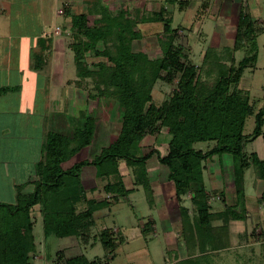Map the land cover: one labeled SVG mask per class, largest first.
Wrapping results in <instances>:
<instances>
[{
    "label": "trees",
    "instance_id": "1",
    "mask_svg": "<svg viewBox=\"0 0 264 264\" xmlns=\"http://www.w3.org/2000/svg\"><path fill=\"white\" fill-rule=\"evenodd\" d=\"M205 2L204 6L209 5L208 0ZM164 13V9L149 13L147 21H142L163 23L164 57L148 60L146 53L131 50L130 39L119 35L120 42L113 54L95 52L96 57L106 58L109 64L89 63L79 49L84 46L86 50L88 44L96 43L100 38L107 39L113 33L112 27L90 29L84 14L72 16L71 29L88 42L82 45V41H78L71 47L76 75L73 84L87 92L88 102L100 99L108 101L112 109L121 110L120 133L113 142L103 146L96 135L94 118L87 113L82 119L75 117L69 123L64 121L62 128L47 133L34 175L25 184L14 187L15 195L11 202L0 201V264H35L38 250L34 233L37 208L43 238L75 239L78 244L90 248L100 243L105 252L102 258L89 260L83 254L68 257L61 250L63 247L55 249L53 254L47 249V260L51 264H108L117 246L123 243V238L117 237L113 229L107 227L92 234L96 225L93 214L128 198L130 190L126 188L120 170L122 164L130 169L133 185L142 188L149 207H153L152 176L145 166L154 151L143 154L139 142L163 127L168 129L172 138L168 143V153L159 157L158 163L166 168V178L174 187L181 253L184 254L174 264H205L225 239L220 235L221 230L213 226L214 221H223L224 218L223 222L227 223L244 217L236 209L227 213L223 211L224 214L218 216L211 213L203 178V163L206 160L223 154L231 156L234 197L244 210L245 172L252 168L254 184L262 183L258 201L264 204V159L246 150L248 142L257 137L262 138L264 145V101L262 108L255 113L247 96L237 88L244 70L256 63L257 37L262 29L259 31L252 17L241 10L233 47L225 49L221 55L210 50L212 60L208 58L209 51L203 57L204 64L208 60L212 63L208 73L214 72L213 82H206L194 79L196 68L188 62L184 63L180 47H173L171 42L166 41L174 30L172 17L164 20ZM122 21L118 19L117 23ZM237 52L242 54L238 63L234 58ZM223 61L229 65L226 66ZM162 70L166 76L178 74L179 83L168 99L160 106H154L150 92L152 83L160 77ZM58 114L53 115L52 125L61 119ZM249 117L254 119V128L251 133L245 134ZM202 142H214V146L207 152L195 150L194 144ZM84 148L91 149L93 153L89 161L83 159L68 169L62 168L63 163ZM86 166H93L95 179L103 182L102 191L109 196L86 200L85 208L77 211L75 196L77 187L84 193L80 174ZM192 186L195 188L192 189ZM188 194H191L189 205H185ZM151 226L150 222L144 224L143 235L150 231Z\"/></svg>",
    "mask_w": 264,
    "mask_h": 264
},
{
    "label": "rangeland",
    "instance_id": "2",
    "mask_svg": "<svg viewBox=\"0 0 264 264\" xmlns=\"http://www.w3.org/2000/svg\"><path fill=\"white\" fill-rule=\"evenodd\" d=\"M205 1L207 0H82V2H80L81 4L74 2L70 7L73 17L84 14L88 28L102 30L105 27H112L113 33L107 37V39L100 38L96 43L92 42L88 44L87 39H84L81 35H78L77 32L73 31L70 25V29L69 26L66 25L64 26V30L67 31L65 34L62 33L64 37L63 40H65L66 44V46L65 44L64 46L69 50L72 45H75L78 41H82V45L87 43L88 47L86 50L84 46L79 49L84 52L86 61L89 63L99 62L109 64L106 62V58L96 57L95 52L101 51L113 54L114 51H116L117 43L120 42L119 35H122L123 39L131 40L130 47L133 52L146 53L148 60L160 59L164 57L165 51V46L162 42L165 39L162 33L163 23H143L142 21L143 19L147 21V15L149 13L164 9L165 13L162 15L166 18L162 19L169 20L168 17H172V28L174 30L173 34H171L169 38H166V41L171 42L173 47H180L184 63L188 62L196 68V76L194 79L198 78V80L213 82L214 74L212 73L214 72L208 73V69L211 67L212 63L207 59L208 62L204 64L203 57L205 53L209 51L210 56H208V58L212 60V50L215 51L216 54H220L222 52L224 53L225 49H231L233 47L239 12L243 10L252 17L254 23L257 25V29L259 31L262 29L257 37L258 51L256 63L253 67H247L244 70L237 84L238 90L247 96L248 103L253 105V111L256 113L258 112L257 110L262 108L264 101V0H208L209 5L204 6L206 3ZM118 19L123 21L118 24ZM62 22L63 20H58L61 26H63ZM114 24L116 26H112ZM241 57L242 54L239 52L235 53L234 58L236 63H238ZM58 61L61 64L60 67L63 72H58L53 78V81L49 82L51 84L48 86L46 85V87L52 88V94L56 96L55 101L57 103L54 105V111H59L58 115L62 116L52 130L62 128L64 126L63 122L69 123L72 118L79 117V119H82L83 115L87 113V116L94 118L97 138L103 143V146H107L110 142H113L120 133L122 120V115L120 114L121 110L112 109L108 101L100 99L94 102H88L86 99L87 92L76 88L74 84L62 87V93L60 91L58 95L60 86L64 81L71 78L75 80L76 78L75 64L73 55L70 51L67 53L66 58L61 55ZM223 64L226 66L229 65L226 61H223ZM57 66L59 67V65ZM159 76L160 77L152 83L150 92L151 101L154 106H160L164 100L168 99L171 93L177 89L179 83L178 74L170 77L166 76V72L162 70ZM48 88L45 90L48 91ZM4 96V93L0 94L1 99H4ZM59 96L61 97L59 98ZM7 121H9L8 118L5 119V122ZM253 128L254 119L253 117H249L245 125L244 133H251ZM262 132H264V126L262 127ZM170 138H172V136L169 134L168 129L163 127L156 134L146 135L139 142L141 149H143V154L152 150L154 151L151 158L147 160L148 169L152 172H157V169L159 173L166 172V168L158 163V158L164 157L168 153ZM212 146H214V142H202L194 144L193 147L195 150L207 152ZM4 150L9 153V162L6 161L8 163H6L5 166L9 169V173H12L13 169L19 167L17 164L20 162H14L13 159L21 157V149H19V152L17 150L16 153L15 149L8 148ZM246 150L248 153H255L259 158L264 159V145L261 137H257L250 143L248 142ZM92 156L93 153H91V149L82 150L76 156L63 163L62 168L68 169V167H71L75 162L85 158L89 161ZM229 164L232 165L233 163L231 156L228 154L214 156L203 163L205 167L203 178L207 186L206 192H208L207 205L211 213L217 214V216L224 214V212L227 213L228 210L233 211V209H236L239 215L242 216L245 213L243 205L241 207L237 203L234 192L230 193L228 192L229 190L225 188V186L231 184V180H228L229 177L226 176V174L229 173V169L227 168L230 167ZM120 167L127 186H130L129 183L133 181L130 169L125 167L124 164ZM223 168H225L226 171ZM248 171L250 174L252 173L254 177L253 169L250 168ZM248 171L245 173L247 174ZM222 182H224V188L220 186ZM91 183L92 185L97 184L95 186L98 187L97 194L105 196L101 191L102 184H100V182L92 180L91 178ZM192 187V189L195 188V186ZM80 189L81 188L77 187L78 192L74 202L77 211H81L85 208L86 200H92V198H94H88V196L85 198V195H81ZM1 193L5 194L2 197H6V199L5 201L0 199V201L6 203L10 202L8 201V191H6V193ZM261 194L262 192L259 193V198ZM190 197L191 194H188L186 197L187 204ZM231 197L233 199L232 201L230 200ZM171 203L173 207L176 208L174 201ZM259 204L264 206L263 203ZM217 208L219 209L218 211ZM159 210V207L149 210L143 190L139 187L130 197L118 200L109 207L94 213V218L97 222L92 229V234H97L102 228L106 227L111 229L117 228L119 230L117 234L122 236L125 240L124 243L117 246L115 255L108 264H174L175 257L180 259L184 256V254L180 253L178 250L172 249L171 245L179 244L178 237L175 235L177 232L162 230L167 228L168 222L165 212H163L165 215L164 218L161 219ZM35 211L37 219H35L34 233H36L38 244V250L34 257L35 264H51L50 261L47 260V249L53 254L55 249H60L61 247H63L61 250H64L68 257L76 254H83L87 259L92 260L93 258H102L104 256L105 252L103 248H101L100 243H96L95 246L89 248L85 247L82 243L78 244L75 239L55 240L52 236L47 239L43 238L40 215L37 213L38 208ZM149 218H153V220L157 222L156 233H154V235H147L145 238L140 234L136 235L138 230L135 229L134 226L140 220L145 222ZM222 220L224 221V218H222ZM161 221L162 225H165L164 228H161ZM216 221L217 220L214 221L213 226L218 223ZM140 224L144 225L145 223L142 222ZM260 224L261 221L259 222V225ZM250 225L252 227L251 222ZM214 227L217 230H221L222 233H220V235L225 239H223L221 245L217 247L218 249L211 253L212 257L209 258L205 264H264V230H259L258 225L247 230L245 234H242L244 237L241 239L239 237L237 240H235V235H233L232 240L230 239L226 226ZM240 228H242V226L239 228L236 227L237 230L234 233L241 230ZM230 240L236 248H228L231 243Z\"/></svg>",
    "mask_w": 264,
    "mask_h": 264
},
{
    "label": "crops",
    "instance_id": "3",
    "mask_svg": "<svg viewBox=\"0 0 264 264\" xmlns=\"http://www.w3.org/2000/svg\"><path fill=\"white\" fill-rule=\"evenodd\" d=\"M74 2L81 4L82 0H0V94H5L4 99L0 97V191L5 193L8 191V201L10 202L14 199V187L25 184L34 175L35 165L41 157L43 141L47 133L55 127L51 122L53 115L59 112L54 111V105L57 103L55 101L56 96L52 94V88H48L46 85L51 84L49 82L53 81L58 72H63L58 61L60 56L66 58L69 51L74 56L70 47L69 50L66 49L62 34L67 31L64 30V26H71L72 24L70 7ZM59 19L63 20V26L58 23ZM73 81L72 78L64 81L60 86L58 95L60 91L62 93V87L73 84ZM47 88L48 91L45 90ZM7 118L9 121L5 122ZM8 148L15 149V153L21 149V157L13 159L14 162H20L17 164L19 167L13 169L12 173H9V169L5 166L9 162V153L4 149ZM85 149L88 148L83 150ZM147 163L148 161L145 167L152 176L151 185L154 189L153 207H149L148 203L147 206L149 210L159 207L161 219L166 215L168 225L162 230L177 232L175 235L178 237L179 244L171 246L172 249L181 253L180 221L177 219L179 215L173 193V184L167 180V172L159 173L158 169L157 172H152L148 169ZM227 168L229 173L226 176L229 177L228 180H231V184L225 186L223 185L224 181L220 186H225L229 190L228 192L233 193L232 165ZM223 169L225 170V168ZM120 170L122 172L121 168ZM222 173L225 175L223 171ZM91 178L103 185L102 181L95 179L93 166H86L82 168L80 174V181L84 188L82 195H85V198L88 196V198L94 197L92 199L99 200L102 195L97 194L98 187H95L97 184L92 185ZM124 181L126 188L130 190L128 193V197H130L139 186H134L133 181L129 183L130 186H127L125 177ZM261 190L262 183L256 182L254 184V177L248 171L244 183V217L227 223L217 220L218 223L214 226H222L225 223L231 240L233 235H235V240L239 237L241 239L244 237L242 234L256 227V225H258L259 230H264V206L258 201ZM1 192L0 199L5 201L6 197H2L5 194ZM105 196L108 197L109 195L105 194ZM230 200H233L232 197ZM173 201L176 208L171 203ZM185 205H189V203L185 202ZM260 221L261 224L259 225ZM142 222L152 224L150 231L145 235L141 232L144 226L140 224ZM164 226L162 225L161 228ZM241 226V230L234 233L237 230L236 227ZM134 227L138 230L136 235L140 234L145 238L147 235L156 233L157 222L153 218H149L145 222L140 220ZM113 232L118 237H122L117 234L119 232L117 228H114ZM124 241L123 238V243ZM228 248L236 247L231 242ZM176 261L177 258L175 257L174 262Z\"/></svg>",
    "mask_w": 264,
    "mask_h": 264
}]
</instances>
